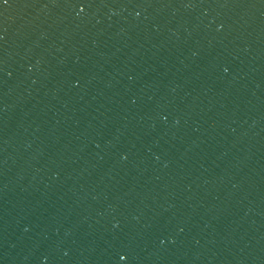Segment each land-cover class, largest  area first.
I'll use <instances>...</instances> for the list:
<instances>
[{
  "label": "water",
  "instance_id": "95a60500",
  "mask_svg": "<svg viewBox=\"0 0 264 264\" xmlns=\"http://www.w3.org/2000/svg\"><path fill=\"white\" fill-rule=\"evenodd\" d=\"M0 264H264V0H0Z\"/></svg>",
  "mask_w": 264,
  "mask_h": 264
},
{
  "label": "snow or ice",
  "instance_id": "6c2138e0",
  "mask_svg": "<svg viewBox=\"0 0 264 264\" xmlns=\"http://www.w3.org/2000/svg\"><path fill=\"white\" fill-rule=\"evenodd\" d=\"M3 2H4V3H7V0H3ZM120 259L123 261V260L126 259V257H125V256H121Z\"/></svg>",
  "mask_w": 264,
  "mask_h": 264
}]
</instances>
